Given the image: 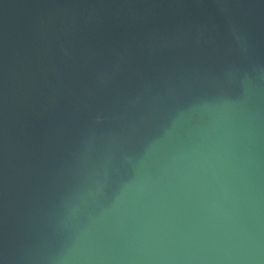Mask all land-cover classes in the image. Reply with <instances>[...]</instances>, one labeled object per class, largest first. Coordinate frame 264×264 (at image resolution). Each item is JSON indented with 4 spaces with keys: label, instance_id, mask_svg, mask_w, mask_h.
Masks as SVG:
<instances>
[{
    "label": "water",
    "instance_id": "water-1",
    "mask_svg": "<svg viewBox=\"0 0 264 264\" xmlns=\"http://www.w3.org/2000/svg\"><path fill=\"white\" fill-rule=\"evenodd\" d=\"M0 264H264V0H0Z\"/></svg>",
    "mask_w": 264,
    "mask_h": 264
}]
</instances>
